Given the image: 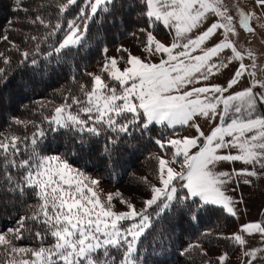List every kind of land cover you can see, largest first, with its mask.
I'll list each match as a JSON object with an SVG mask.
<instances>
[{
  "label": "snow or ice",
  "instance_id": "obj_1",
  "mask_svg": "<svg viewBox=\"0 0 264 264\" xmlns=\"http://www.w3.org/2000/svg\"><path fill=\"white\" fill-rule=\"evenodd\" d=\"M17 9L23 0H15ZM116 0H57L55 21L36 15L31 23L48 31L25 39L35 41L33 51H20L22 60L37 64L41 43L61 36L45 55L59 56L64 50L80 46L88 24L99 13H109ZM256 11L239 10L234 17L223 0H136L139 15L147 27L144 51L147 57L128 54L105 55L99 73H88L90 85L81 83L79 95L69 92L59 104H51L50 114L41 124L33 123L30 135L0 133V157H3L4 178L9 190L24 196L31 191L35 203L28 205V214L17 220V227L0 232V264H139L138 244L152 226L156 216L176 206L192 214L208 206L221 208L236 217L237 201L228 185H250L253 177H264V79H258L255 55L241 51L233 37L239 35L237 25L254 33L253 20L264 18V0H253ZM73 6L78 7L69 17ZM162 25L171 35L168 44L156 39L154 29ZM8 41V36H0ZM230 50L226 59L222 55ZM104 53H107L105 48ZM119 52H127L121 46ZM159 57L158 62L152 57ZM252 63L245 64V58ZM3 64L10 58L0 52ZM126 65L121 68L120 62ZM236 64L224 84L213 83L223 70ZM0 67V81L6 79ZM250 77V81H243ZM48 107V105H42ZM198 118L207 121L209 130H202ZM16 124L24 122L15 121ZM154 125L175 129L177 125L195 130L191 136L161 135L155 144L163 155L156 157L158 185L152 184L143 207L123 199L120 192H105L100 180L70 162L67 155L45 154L40 143L49 131L70 130L81 136L99 137L108 131L121 135L133 132L151 133ZM116 139L108 138L115 145ZM105 151H109L105 145ZM226 162H239L240 168L219 170ZM178 166V167H177ZM183 191L184 195H178ZM126 205L118 211L113 203ZM155 206V207H154ZM29 222L36 226L33 230ZM25 232L37 241L35 247L17 246ZM259 234L264 242V223L247 222L224 237L244 247L246 237ZM264 247L244 251L247 264H253ZM206 255V253H205ZM227 253L218 257L225 264ZM211 264V262H209Z\"/></svg>",
  "mask_w": 264,
  "mask_h": 264
},
{
  "label": "trees",
  "instance_id": "obj_2",
  "mask_svg": "<svg viewBox=\"0 0 264 264\" xmlns=\"http://www.w3.org/2000/svg\"><path fill=\"white\" fill-rule=\"evenodd\" d=\"M14 2L0 0V36L7 35L9 38L8 41L0 39V52L11 61L5 65L0 58V67L7 74L6 79L0 81V133L4 135H30L34 130L32 122L47 127L43 116L50 114L49 102L59 104L69 92L79 95V85L87 69L98 62L105 48L113 47L124 38H138L135 43L139 46L146 43V35L140 29L147 25L139 15L136 0H116L115 7L109 13H99L89 22L80 46L66 49L59 56L53 53L46 57L45 54L51 51L49 45H55L60 38L61 34L58 33L56 38L41 43L40 53L35 56L36 65L30 63L32 57L20 63V51L13 48L9 41L14 42L21 51H33L36 42L25 38L43 35L48 30L31 21L36 15L55 21L59 13L57 0H23L22 8L27 11L18 10ZM77 11L78 7L73 6L65 16L70 18ZM152 31L156 36L167 35L162 25ZM16 120L24 123L16 124ZM178 129L154 125L150 134L133 132L130 136L117 137L115 133L106 131L99 137L84 134L83 140L79 134L61 129L58 132L49 131L40 143V150L45 154L67 155L76 167L116 185L127 181L131 170L138 165L146 166L148 159H152L149 171L155 173L156 157L164 154L155 144V139L161 135L172 136ZM110 136L116 139L115 145L108 143ZM105 145L109 148L107 152ZM6 170L15 172L11 168L5 169L3 157H0V232L16 228L18 218L28 214V205L35 203L30 190L24 196L9 190L10 186L4 178ZM178 195L183 196L184 192ZM149 213L152 215V226L138 244L139 264H219V256L205 257L202 247L204 251L213 247L218 252L227 253L226 264L239 248L234 241L224 238L231 235L225 233L228 227L236 228V219L219 207L208 206L196 213V219L176 206L160 216H156L153 209H149ZM29 227L36 229L31 222ZM24 235L23 240L15 241L17 246L37 245L38 242L29 233L25 232ZM5 259L6 256H0V262Z\"/></svg>",
  "mask_w": 264,
  "mask_h": 264
},
{
  "label": "rangeland",
  "instance_id": "obj_3",
  "mask_svg": "<svg viewBox=\"0 0 264 264\" xmlns=\"http://www.w3.org/2000/svg\"><path fill=\"white\" fill-rule=\"evenodd\" d=\"M16 6V2L13 3ZM224 7L228 8L229 13L232 14L234 17L239 16V10L244 9L246 11H256L257 15L259 16L261 13V10L259 8H254L253 5V0H223ZM256 22V26H259L260 29H263L262 33H260V38L261 42H264V18H261L259 20H254ZM260 23V25H259ZM237 29L239 32V35L236 37H233L234 41L237 44V47L241 50L247 53V51H252L250 47H247V40H248V32L240 29L239 26L237 25ZM258 28H255L257 32H260L261 30ZM256 33V32H254ZM241 37L244 38L245 43H243V47L241 49L240 47V40ZM252 36H250L251 38ZM171 36L167 37V41H170ZM135 40H139L138 38L132 39V38H124L121 39L119 42H117L113 47L107 48V53L105 54L103 51L102 56L99 58L98 62L96 64H93L91 67L87 69V72L85 73V76L83 77V81L80 82L83 84H89L90 85V80L91 78L87 75L88 73H99L100 68L103 66L104 60H105V55L108 57H121L124 56L127 58L128 54L131 53L132 55L139 56L141 58L147 57V53L144 51V46H139L135 42ZM159 40V39H158ZM255 38L253 39V42H255ZM164 43V42H163ZM166 44V43H165ZM123 46L124 48L127 49V52H119L117 51L118 48ZM230 51V50H229ZM253 52V51H252ZM231 54V53H230ZM153 60H156L158 62L159 57H152ZM121 68L125 67L126 65L124 64L123 61L120 62L119 65ZM187 133V132H186ZM178 136H191L194 135L195 133L191 130L187 134H180L179 132L175 133ZM154 156V153L152 154ZM163 155V154H162ZM149 161L145 162L146 166L143 165H138L137 168H134L131 170V176L127 179V181L122 182L120 184H109L105 181H103L100 177H98L94 173H89L91 176L94 178H97L100 180V187L103 191L105 192H120L122 194L123 199L133 203L137 210L143 207V201L144 199L148 196L150 192V186L152 184H157L158 185V177L156 172L152 173L149 170L152 167V159H148ZM178 167V166H177ZM178 194H182V191L179 192ZM120 198L117 197L114 199L113 203L116 205V209L118 211H126V205L121 204L119 202ZM235 227L230 226L226 230V234H232L234 231ZM6 232V231H5ZM210 248V249H208ZM207 249L202 247V252L206 253L205 257H210L213 255H223L222 252L216 251V249H213V247H208ZM204 257V258H205ZM237 254L232 255L231 259H237ZM180 264H188V263H180ZM194 264H206L205 262L201 263H194ZM227 264V263H226Z\"/></svg>",
  "mask_w": 264,
  "mask_h": 264
},
{
  "label": "crops",
  "instance_id": "obj_4",
  "mask_svg": "<svg viewBox=\"0 0 264 264\" xmlns=\"http://www.w3.org/2000/svg\"><path fill=\"white\" fill-rule=\"evenodd\" d=\"M252 26L254 28L260 29L259 26H256V22L254 20L252 21ZM260 30V32H257L255 30L256 33H248L247 47H250V49L255 55V71L257 73V78L264 79V42H261L260 38V33L263 32V29ZM170 36L171 35L168 33V30L167 35L164 37L155 35L156 39H159L161 42H164L166 44L170 43L171 39L170 41H167V37ZM250 36L252 37L250 38ZM254 38L256 39L255 42H253ZM243 43H245V40L243 37H241V49L243 47ZM228 55H230V51L226 50V52L222 55L221 59H226ZM243 62L245 64L252 63V61L247 58V56ZM238 63L239 62H234L232 65L229 66L228 69L223 70L222 73L211 82L224 84L225 81L230 78L233 69ZM250 79V77H247L243 81V83L247 84ZM197 122L201 124L202 130L207 133L209 130V125L207 121L203 120L202 118H198ZM176 127H178L179 129L175 133L179 132L180 134H187L191 130V128L186 126L177 125ZM192 131L195 133L194 129H192ZM242 166L243 165H241L239 162H236L234 164L222 162V164L219 165L218 168L219 170H229L232 167L240 168ZM251 179L252 183L250 185L240 184L237 186L235 183L228 185L229 189L235 188V191H230L229 194L232 195L237 201H242L236 206L238 214L234 218L236 219L237 225L233 233L237 231L239 225H242L247 222L264 223V177H253ZM246 239L249 240V244L244 247L239 245L237 252L233 254H237V259H231L230 257L227 264H247L248 258L244 256V251L250 247H264V242L261 241L260 235L258 233L254 234L251 237H246ZM253 264H264V254H258V257L255 261H253Z\"/></svg>",
  "mask_w": 264,
  "mask_h": 264
}]
</instances>
